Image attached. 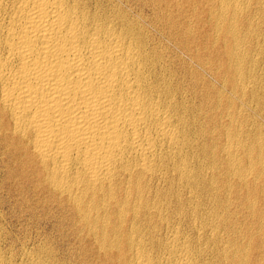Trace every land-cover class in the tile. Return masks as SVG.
<instances>
[{
	"label": "bare ground",
	"instance_id": "1",
	"mask_svg": "<svg viewBox=\"0 0 264 264\" xmlns=\"http://www.w3.org/2000/svg\"><path fill=\"white\" fill-rule=\"evenodd\" d=\"M0 264H264V0H0Z\"/></svg>",
	"mask_w": 264,
	"mask_h": 264
}]
</instances>
